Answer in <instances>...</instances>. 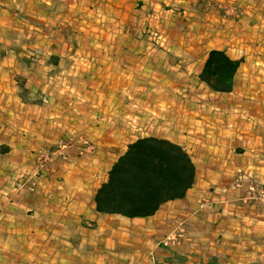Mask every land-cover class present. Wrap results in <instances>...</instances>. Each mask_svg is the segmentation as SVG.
Instances as JSON below:
<instances>
[{
  "label": "crops",
  "instance_id": "0c3cea01",
  "mask_svg": "<svg viewBox=\"0 0 264 264\" xmlns=\"http://www.w3.org/2000/svg\"><path fill=\"white\" fill-rule=\"evenodd\" d=\"M12 1L31 21L0 57V264H264V211L239 200L264 185V0ZM211 49L242 59L230 92L198 78ZM18 74L42 103L22 101ZM71 136L92 149L27 190L35 150ZM143 137L180 145L194 184L149 216L97 212ZM180 222L183 244L161 246Z\"/></svg>",
  "mask_w": 264,
  "mask_h": 264
},
{
  "label": "trees",
  "instance_id": "16d2710c",
  "mask_svg": "<svg viewBox=\"0 0 264 264\" xmlns=\"http://www.w3.org/2000/svg\"><path fill=\"white\" fill-rule=\"evenodd\" d=\"M4 53L0 51V57ZM241 63L242 59H233L222 49H211L198 78L212 92H230ZM15 78L22 101L42 103L39 92L30 91L23 75ZM194 182L195 167L180 145L155 137L139 138L111 167L108 181L94 195L95 209L127 217L149 216L163 202L184 197Z\"/></svg>",
  "mask_w": 264,
  "mask_h": 264
},
{
  "label": "built area",
  "instance_id": "2783aa9c",
  "mask_svg": "<svg viewBox=\"0 0 264 264\" xmlns=\"http://www.w3.org/2000/svg\"><path fill=\"white\" fill-rule=\"evenodd\" d=\"M80 143L78 147V155H83L88 150L92 149L91 145L85 139L79 137L74 139L71 137H62L58 139L54 145L40 146L34 152V166L32 172L29 173V179L26 182L27 190L33 192L36 190L41 179L45 178L50 169V163L55 158H66L71 148ZM234 187H242V179L236 178ZM242 204L259 205L264 210V185L248 182L245 192L240 196ZM210 205L209 201H202L200 206L205 207ZM185 224L184 222L178 223L175 228L168 233L161 241L160 245L164 247L177 248L180 247L185 240Z\"/></svg>",
  "mask_w": 264,
  "mask_h": 264
},
{
  "label": "rangeland",
  "instance_id": "374dc122",
  "mask_svg": "<svg viewBox=\"0 0 264 264\" xmlns=\"http://www.w3.org/2000/svg\"><path fill=\"white\" fill-rule=\"evenodd\" d=\"M23 4L24 3L22 1L19 2L12 0H0V51H3L5 40L11 44L12 43L17 44L20 43L21 41L30 39V37H22L17 35L18 34L17 28H20L22 26L21 21H24L23 19H25L26 21H31V19L26 18L29 17V15L25 13L26 9L24 8L22 10ZM2 11L5 13V15L1 13ZM229 12L230 14H234L235 16L238 15V12L234 8H232ZM3 29L5 31H2ZM186 99L189 100V98H179V103H178L179 107L181 108H184L186 106L190 107L189 101H186ZM171 100L173 101V99ZM182 100L183 102H180ZM255 206L259 207V205H255Z\"/></svg>",
  "mask_w": 264,
  "mask_h": 264
}]
</instances>
